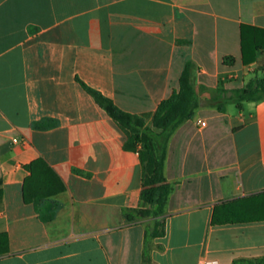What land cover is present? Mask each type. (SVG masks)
<instances>
[{"label": "crops", "instance_id": "crops-1", "mask_svg": "<svg viewBox=\"0 0 264 264\" xmlns=\"http://www.w3.org/2000/svg\"><path fill=\"white\" fill-rule=\"evenodd\" d=\"M187 60L200 100L264 75V0H0V264L264 256V219L213 223L245 199L246 217L264 212V99L201 104L174 132L164 236L147 241L153 218L124 215L143 206L139 151L77 78L149 124ZM38 160L48 197L26 203Z\"/></svg>", "mask_w": 264, "mask_h": 264}, {"label": "trees", "instance_id": "trees-1", "mask_svg": "<svg viewBox=\"0 0 264 264\" xmlns=\"http://www.w3.org/2000/svg\"><path fill=\"white\" fill-rule=\"evenodd\" d=\"M258 45L256 43L255 48ZM242 47L243 61L247 62L243 28ZM195 72L196 64L192 60H187L179 79V88L174 90L170 97L159 103L149 124L147 114L131 113L123 110L103 92L77 78L83 89L127 134L126 145L139 151L143 167L140 195L143 206L127 208L124 210V215L128 221L153 218L154 226L148 228L146 232L147 241L164 236L166 232L164 216L170 195L174 191V184L165 175V165L168 144L174 132L195 116L201 104L225 112L229 103H234L241 108L246 102H258L264 99V75H255L242 87L233 89L217 88L210 98L200 100L196 88ZM43 162V160H38L25 166L31 173L24 185L23 193L26 203L41 201L48 197L47 192L37 190L40 185L37 182L35 166ZM243 202L244 208L239 205L240 209L237 211L228 209L224 212L223 218L219 219L214 216L213 223L224 224L264 219V212L258 213L256 216L246 217V199ZM233 264H264V256L253 259H237Z\"/></svg>", "mask_w": 264, "mask_h": 264}, {"label": "built area", "instance_id": "built-area-1", "mask_svg": "<svg viewBox=\"0 0 264 264\" xmlns=\"http://www.w3.org/2000/svg\"><path fill=\"white\" fill-rule=\"evenodd\" d=\"M202 125H205V122H202ZM15 141L17 142V139H15ZM200 264H218L217 261H209V260H201Z\"/></svg>", "mask_w": 264, "mask_h": 264}]
</instances>
